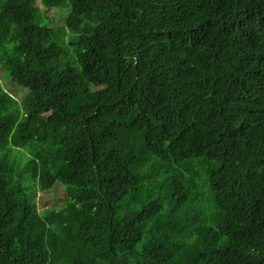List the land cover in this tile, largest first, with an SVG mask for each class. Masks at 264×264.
Here are the masks:
<instances>
[{
    "label": "trees",
    "instance_id": "16d2710c",
    "mask_svg": "<svg viewBox=\"0 0 264 264\" xmlns=\"http://www.w3.org/2000/svg\"><path fill=\"white\" fill-rule=\"evenodd\" d=\"M183 1L0 0V264H264V0Z\"/></svg>",
    "mask_w": 264,
    "mask_h": 264
},
{
    "label": "rangeland",
    "instance_id": "374dc122",
    "mask_svg": "<svg viewBox=\"0 0 264 264\" xmlns=\"http://www.w3.org/2000/svg\"><path fill=\"white\" fill-rule=\"evenodd\" d=\"M193 5L192 0H185L181 2L179 5H176L174 7H147L144 15L146 21L150 24V26H153L157 23V21L167 15H171L172 13H181L182 11H186L190 9ZM38 7V14L36 18V23L43 25V26H50L55 28H64L66 13H61L58 10L59 9H52L50 11H45L46 7L42 5L40 2L37 3ZM47 10V9H46ZM46 12V13H45ZM59 43H62L58 40ZM63 44V43H62ZM0 76L2 77V85L4 86V89L9 88L8 90L11 91L15 97L22 101L26 95L27 90L21 89L20 86L15 84L8 76L7 74H4L3 70L0 69ZM7 76V77H6ZM7 86V88H6ZM100 98L106 97L111 95V92L108 90H100L97 91ZM16 159L17 162V168L21 169L26 161L28 160V156H26V149H17ZM15 153V150H14ZM18 161H20L18 165ZM17 171H20V170ZM66 191L61 183H57L56 186L47 192H39L38 198H37V205L38 208L41 211L44 210H51V209H60L63 207L65 198H66Z\"/></svg>",
    "mask_w": 264,
    "mask_h": 264
}]
</instances>
